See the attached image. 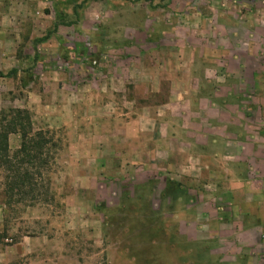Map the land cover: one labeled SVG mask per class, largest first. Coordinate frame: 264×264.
<instances>
[{"label": "rangeland", "instance_id": "obj_1", "mask_svg": "<svg viewBox=\"0 0 264 264\" xmlns=\"http://www.w3.org/2000/svg\"><path fill=\"white\" fill-rule=\"evenodd\" d=\"M82 1L74 11L67 0H0V73L19 71L0 77V111L27 110L33 129L52 132L58 142L48 176L51 203L15 207L4 222L0 171V264H148L132 259L145 246L137 236L152 237L159 220L195 245L185 251L180 237L176 249L158 244L156 264H218L232 242L218 244L210 223L217 179L203 180L198 164L185 172L178 156L165 165L168 145L137 144L136 126L121 128L141 118L146 141L150 124L154 138L165 123L185 128L202 94L230 89L232 76L247 73L248 58L264 59V0ZM55 24L56 33L34 44ZM172 88L186 93L170 112ZM19 144L18 135L9 137L11 152ZM155 149L156 161L135 168V156L150 158ZM169 174L199 192L197 211L184 209L182 195L175 204L163 198ZM149 181L157 183L153 191L134 190Z\"/></svg>", "mask_w": 264, "mask_h": 264}, {"label": "crops", "instance_id": "obj_2", "mask_svg": "<svg viewBox=\"0 0 264 264\" xmlns=\"http://www.w3.org/2000/svg\"><path fill=\"white\" fill-rule=\"evenodd\" d=\"M261 65H264V59L250 57L245 64L247 73L232 76L230 89L202 94L196 103L197 115L187 119L189 124L185 128L165 123L164 131L160 129L158 137L154 138V125L150 124L146 134L148 141L144 138L141 118L121 128L129 130L135 125L137 144L141 142L155 148L159 142L168 145L170 149L165 152V158L162 157L165 165L171 164V161L167 163V158L178 156L175 162L184 165L185 172L198 164L202 167L203 180L217 179L214 197L217 205L210 208L209 214L214 211L210 223L217 227L218 244L223 243L225 247L227 240L232 242L229 253L224 250L219 255V262L224 264H264V72L257 71ZM59 77L61 81L63 78ZM225 77L216 81L223 83ZM218 88L225 87L220 85ZM74 91L78 92L79 86ZM185 93L170 89V102L166 105L170 112L179 106ZM114 95L108 91L106 97L113 98ZM149 154L152 155L150 158L144 154L135 156V168H141L147 161H156L155 156L158 157L161 151L155 149ZM150 166L155 167V164L150 163ZM171 175L166 180L175 181L186 190L188 200L184 209L190 204L189 209L195 211L193 206L197 204L199 192L188 188L187 183L181 181L183 177L178 176L180 180H177ZM207 185L203 181L202 186L207 188ZM193 199L196 201L192 204ZM175 224L179 226V222L175 221ZM225 232L229 236L226 237Z\"/></svg>", "mask_w": 264, "mask_h": 264}, {"label": "trees", "instance_id": "obj_3", "mask_svg": "<svg viewBox=\"0 0 264 264\" xmlns=\"http://www.w3.org/2000/svg\"><path fill=\"white\" fill-rule=\"evenodd\" d=\"M67 1L73 5L74 11L81 5L78 4L80 0ZM85 1L87 0H83L81 3ZM57 29L58 25L55 24L52 31L35 40L34 44L46 42L51 34L57 32ZM18 72V70L12 69L6 74L0 73V77L13 78ZM11 135H18L20 139L19 147L14 152H11L9 148V137ZM57 146L58 142L52 132L35 131L33 129L31 114L27 110L8 109L0 111V171L2 173L5 206L4 222L7 219V215L15 212V207L23 206L26 208L38 203L47 205L52 202L48 176L56 156ZM152 184L154 182L149 181L135 186L134 190L136 192H144L147 191V188H151L153 191L155 188ZM161 195L163 198L170 200L171 204H175L181 195L185 199L188 198L185 188L171 180L165 181ZM153 227H156L153 232L159 234L162 241H157L153 232L152 237L150 233L140 234L137 236L138 243L144 239L145 246L142 245L137 250L136 258L133 257L132 259L137 261L145 260L148 264H156L154 258H158V244H165L169 249H176L175 245L178 244L176 239L179 237L184 240L185 251H188L193 243L195 245V242L188 241L184 236H181L178 228L174 232L166 231L161 220H159L158 225ZM196 244L202 245L203 243ZM150 260H153V262H149ZM195 262L198 263L199 261L196 260ZM199 263L208 264V262H203V260H200ZM218 264H221L219 260Z\"/></svg>", "mask_w": 264, "mask_h": 264}]
</instances>
